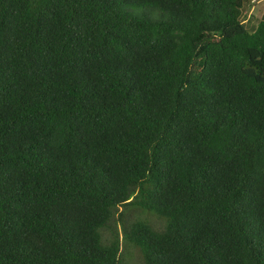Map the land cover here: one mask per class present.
Wrapping results in <instances>:
<instances>
[{
  "label": "trees",
  "instance_id": "16d2710c",
  "mask_svg": "<svg viewBox=\"0 0 264 264\" xmlns=\"http://www.w3.org/2000/svg\"><path fill=\"white\" fill-rule=\"evenodd\" d=\"M251 4L0 0V264H264Z\"/></svg>",
  "mask_w": 264,
  "mask_h": 264
},
{
  "label": "rangeland",
  "instance_id": "374dc122",
  "mask_svg": "<svg viewBox=\"0 0 264 264\" xmlns=\"http://www.w3.org/2000/svg\"><path fill=\"white\" fill-rule=\"evenodd\" d=\"M263 9L264 0H252V4L244 10L243 19L247 31H254V25L257 23V18L261 15ZM122 247V252L126 254L128 260H138V256L135 254L133 248H125L124 245Z\"/></svg>",
  "mask_w": 264,
  "mask_h": 264
}]
</instances>
